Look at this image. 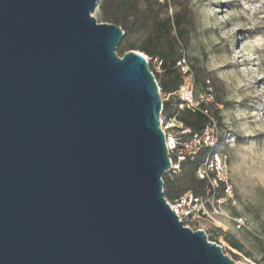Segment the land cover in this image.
Wrapping results in <instances>:
<instances>
[{"label":"water","instance_id":"obj_1","mask_svg":"<svg viewBox=\"0 0 264 264\" xmlns=\"http://www.w3.org/2000/svg\"><path fill=\"white\" fill-rule=\"evenodd\" d=\"M98 0H0V264H242L165 202L160 88Z\"/></svg>","mask_w":264,"mask_h":264},{"label":"rangeland","instance_id":"obj_2","mask_svg":"<svg viewBox=\"0 0 264 264\" xmlns=\"http://www.w3.org/2000/svg\"><path fill=\"white\" fill-rule=\"evenodd\" d=\"M190 6L196 31L186 56L208 73L205 80L209 79L215 94L212 110L222 117V148L228 155L231 197L221 208L246 220V227L236 230L232 222L216 218L222 223V231L217 234L209 227L207 239L220 244L222 253L235 262L261 264L264 244L258 236H264V0H190ZM91 15L97 23L102 22L97 7ZM147 59L154 72H161L155 59ZM224 234L239 240L244 251L232 248Z\"/></svg>","mask_w":264,"mask_h":264},{"label":"trees","instance_id":"obj_3","mask_svg":"<svg viewBox=\"0 0 264 264\" xmlns=\"http://www.w3.org/2000/svg\"><path fill=\"white\" fill-rule=\"evenodd\" d=\"M171 1L176 8L172 17L167 14L166 3L155 0H98L96 6L102 22L112 23L124 31V36L116 48L119 56L129 50H138L158 63L161 69L159 73L154 72L149 63L148 65L155 79H158L161 93L170 95L162 105V113L168 116L177 112L176 100L172 93L181 82L175 62L182 51L187 49L196 31L195 14L190 0ZM186 57L194 72L196 85L201 84L208 73L192 58ZM217 85L213 82L216 90L220 88ZM176 117L195 131H199L205 122V117L197 112L180 111ZM216 117L222 126L219 111H216ZM205 154L206 150H200L192 159L181 161L175 174L163 178V195L166 199L174 200L187 191L197 195L203 192L205 181L196 176V169L204 160ZM218 191L221 192V189ZM224 239L232 248L239 252L244 251L243 245L235 237L224 234ZM261 262H264V245L261 247Z\"/></svg>","mask_w":264,"mask_h":264},{"label":"built area","instance_id":"obj_4","mask_svg":"<svg viewBox=\"0 0 264 264\" xmlns=\"http://www.w3.org/2000/svg\"><path fill=\"white\" fill-rule=\"evenodd\" d=\"M155 1L166 3L167 14L172 17L173 6L171 0ZM178 45L181 44L178 43ZM145 58L148 60L147 56ZM175 67L181 75V82L172 93L176 100L177 112L172 116H168L162 113L161 109L159 117L170 159L167 176H172L179 170L181 161L186 158L192 159L200 150L204 149L206 154L204 160L196 169V176L205 181V187L201 194L197 195L187 191L174 200L164 197L165 202L183 227L192 231L202 230L206 237L208 236L206 231L209 227L217 234L223 228L221 221L216 220V218L232 222L236 230L243 229L246 227V220L242 216L229 214L221 208V205L225 204L231 197V188L227 180L228 155L222 148L223 140L220 135V125L212 110V106L215 104L213 88L209 79L204 80L201 87L196 85L194 72L187 60L185 51H182L181 56L176 60ZM159 92L163 104L170 95H165L160 90ZM180 111L202 114L205 117L203 127L199 131H195L186 126L176 117ZM219 189H221V192L218 191ZM162 191L164 192V187ZM258 237L264 244V236ZM261 264H264V262Z\"/></svg>","mask_w":264,"mask_h":264}]
</instances>
